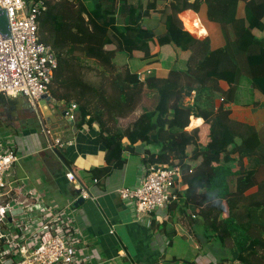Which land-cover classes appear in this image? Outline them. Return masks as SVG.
<instances>
[{
	"label": "trees",
	"instance_id": "16d2710c",
	"mask_svg": "<svg viewBox=\"0 0 264 264\" xmlns=\"http://www.w3.org/2000/svg\"><path fill=\"white\" fill-rule=\"evenodd\" d=\"M44 1L37 34L57 60V86H47L52 99H64L65 106L77 100L76 126L97 123L105 159L114 166L138 140L155 147L145 150L146 164L180 165L181 206L199 208L207 222L204 238L213 239L226 258L264 264V172L257 177L264 166V122L255 128L233 118L228 107L264 100V0H163V7L161 0ZM181 11L182 18L197 19L199 30L184 24L199 34L205 25L198 13L217 22L224 42L212 46L208 36L192 35ZM164 44L190 50L183 67H160L155 48ZM131 58L140 61L134 69ZM80 66L108 76L115 94L77 76ZM190 116L203 121L187 129ZM257 179L258 188L246 192ZM239 194L241 202L231 199ZM191 199L194 205H188Z\"/></svg>",
	"mask_w": 264,
	"mask_h": 264
},
{
	"label": "crops",
	"instance_id": "0c3cea01",
	"mask_svg": "<svg viewBox=\"0 0 264 264\" xmlns=\"http://www.w3.org/2000/svg\"><path fill=\"white\" fill-rule=\"evenodd\" d=\"M199 15L214 23L203 13ZM183 18L188 27L199 30L197 19L188 15ZM215 29L213 26L212 31ZM206 36L213 39L210 32ZM9 96L12 101L0 102V108H8L10 113L8 117L0 116V137L15 148L18 159L8 168L5 178L23 188L26 200L64 209L66 215L72 216V233L81 241L75 245L74 256L81 264H242L226 258V252L213 239L204 238L207 222L197 213L199 208L181 206L186 197L185 185H181L178 201L149 212H137L133 200L120 197L119 186L136 184L143 178L145 150L153 151V145L138 140L131 147L126 146L122 151L125 161L114 166L105 159L106 147L99 139L96 122L76 126L74 120L69 122L66 115H61L59 108L64 104L52 98L49 105L54 114L45 117L38 108L41 122L29 117L32 113L25 109L30 104L25 96ZM228 107L233 118L262 127L264 100L260 105L233 102ZM194 119L198 120L188 129L203 121L200 116H190V121ZM44 125L53 135L70 142L63 147H49ZM93 169L99 170L100 175H94ZM68 170L74 172L77 181L67 179ZM263 172L262 165L257 177ZM259 182L257 179L246 192L257 189ZM78 184L86 186L90 196L74 204ZM193 203L195 200L191 199L188 205Z\"/></svg>",
	"mask_w": 264,
	"mask_h": 264
},
{
	"label": "built area",
	"instance_id": "2783aa9c",
	"mask_svg": "<svg viewBox=\"0 0 264 264\" xmlns=\"http://www.w3.org/2000/svg\"><path fill=\"white\" fill-rule=\"evenodd\" d=\"M0 6L6 8L14 47L11 38L1 39L0 34V92L23 95L35 105L47 91L57 65L52 47L39 40L37 34V16L46 8L45 1L0 0ZM76 106L71 102L66 107L65 115L72 120ZM42 129L49 147H63L70 142L53 135L45 125ZM17 159L15 148L0 137V264H81L74 256L75 245L81 241L72 233V216L64 209L26 200L23 188L6 180L8 168ZM144 167L141 181L118 187L121 198L133 200L137 212L166 207L179 198L180 165L150 162ZM65 175L69 181H77L72 170ZM77 188V197L90 196L86 186L78 184Z\"/></svg>",
	"mask_w": 264,
	"mask_h": 264
},
{
	"label": "rangeland",
	"instance_id": "374dc122",
	"mask_svg": "<svg viewBox=\"0 0 264 264\" xmlns=\"http://www.w3.org/2000/svg\"><path fill=\"white\" fill-rule=\"evenodd\" d=\"M130 1H134V0H130ZM167 2L168 1H166V3ZM166 3L163 0L157 2L158 6H161V7H163L164 4H166ZM183 11L179 12L178 16H179V18L182 21L183 28L187 29L185 27L184 20H183V18L181 16ZM155 12H151V13H153L154 15H157ZM200 19H201L202 23L205 25V33L199 34V33L192 32V31H190L188 29L187 30L190 31L192 35H194L195 37H198V38H204L210 32V34L213 37V39L210 38L212 46L220 45L222 43L223 39H222V33H221L220 29H219V25L217 23H215V22L212 23V24L209 23V22H206V21L202 20L201 17H200ZM120 20H122V18ZM213 26L216 27L215 31H212ZM209 30H211V31H209ZM108 47H114V45L113 44H108ZM155 49L158 51V54H159L158 58L160 60V67L163 68V69H168L170 67H183L184 63H185V60L189 56V53H190V50H185L184 51V50H182L180 48L175 47L172 44H164V45H161V46L158 45V46H156ZM76 53L81 54L78 51ZM118 59L120 61L121 60L122 61L125 60L122 55ZM139 62H140L139 60L131 58L130 59V64H131L132 69H134L139 64ZM144 74H145V71H142L140 73L141 76H143ZM77 76H79L82 79L90 82L93 85L104 86V92L106 94H109V95H114L115 94L114 86L110 82L108 76H104L100 72V70H97V69H95L92 66H89V67H84V66L81 67L80 66V68L78 69V72H77ZM225 81H221L220 80L219 84L221 83L223 86H226L227 84L225 83ZM49 86H50V88H54V87L57 86V81L54 79V77L51 79V82H50ZM59 100H60L61 104L64 103V99H59ZM71 101L72 102H77V100L74 99V98H72ZM141 101L145 105H146V103L149 104V102H147V99H146L145 96H142ZM130 116H132V115H130ZM129 119H131V117H129ZM124 121H125V119L123 118V119H121L120 123H123ZM191 123L195 124L196 121H194V122L190 121V123L188 125L189 127H191ZM135 155L136 154H133L132 158H134ZM231 199L236 201L237 203H239V202H241L243 200V194H239L238 196H236L234 198H231ZM15 256L19 258V254H16Z\"/></svg>",
	"mask_w": 264,
	"mask_h": 264
},
{
	"label": "water",
	"instance_id": "95a60500",
	"mask_svg": "<svg viewBox=\"0 0 264 264\" xmlns=\"http://www.w3.org/2000/svg\"><path fill=\"white\" fill-rule=\"evenodd\" d=\"M0 34H1V39L11 38L12 48L14 49L13 42H12V37H11V32H10L8 14H7L6 8L5 7L3 8L1 6H0ZM51 98H52L51 95L46 91L38 99V103L37 104H35V105L27 104L25 106L26 111H29V112L32 113V115L29 116V117H31V119H38L39 118L40 121L42 122L41 117L38 114L39 110L42 112V114L45 117H47L49 114H54V111H53L52 107L49 105V102H50ZM7 101H12V98L9 95L0 92V102L4 103V102H7ZM38 108H39V110H38ZM59 109H60L61 115L65 117L66 107L63 105V107H60ZM68 119H69L68 120L69 122L73 121L69 117H68ZM75 190L78 192V188L75 189ZM82 200H83V197L79 196L74 201V204H77L78 202H80Z\"/></svg>",
	"mask_w": 264,
	"mask_h": 264
},
{
	"label": "flooded vegetation",
	"instance_id": "af4514ba",
	"mask_svg": "<svg viewBox=\"0 0 264 264\" xmlns=\"http://www.w3.org/2000/svg\"><path fill=\"white\" fill-rule=\"evenodd\" d=\"M6 105H7V103L5 104V107H6ZM0 116H2V117L10 116V113L8 112V108L6 110H4L3 108H0Z\"/></svg>",
	"mask_w": 264,
	"mask_h": 264
},
{
	"label": "clouds",
	"instance_id": "9594fccd",
	"mask_svg": "<svg viewBox=\"0 0 264 264\" xmlns=\"http://www.w3.org/2000/svg\"><path fill=\"white\" fill-rule=\"evenodd\" d=\"M66 107V106H65ZM75 120V119H74Z\"/></svg>",
	"mask_w": 264,
	"mask_h": 264
}]
</instances>
